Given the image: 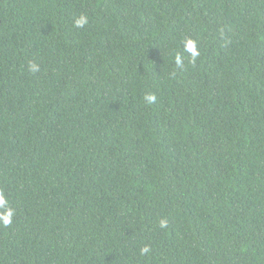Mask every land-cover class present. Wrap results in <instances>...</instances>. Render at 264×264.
<instances>
[{
	"label": "trees",
	"instance_id": "1",
	"mask_svg": "<svg viewBox=\"0 0 264 264\" xmlns=\"http://www.w3.org/2000/svg\"><path fill=\"white\" fill-rule=\"evenodd\" d=\"M0 194V264H264V0H0Z\"/></svg>",
	"mask_w": 264,
	"mask_h": 264
},
{
	"label": "clouds",
	"instance_id": "2",
	"mask_svg": "<svg viewBox=\"0 0 264 264\" xmlns=\"http://www.w3.org/2000/svg\"><path fill=\"white\" fill-rule=\"evenodd\" d=\"M87 18L85 16H80L78 19L75 20V27L80 28L83 27L85 24H87ZM186 50L189 52H193L195 54V45L194 42L192 41H188L186 44ZM177 64H180V59L179 57H177L176 60ZM29 71L32 73H35L37 71H39V67L37 64L35 63H30L29 64ZM156 97L155 95H148L145 97V100L147 101L148 104H151L155 101ZM7 201L5 200V198L3 197L2 194H0V206H4L6 205ZM12 215L13 212L12 210H7L5 214L0 215V221H2V223L5 226H8L11 224L12 220ZM167 226V221L166 220H161L160 221V227L164 228ZM149 252V248L147 246H145L144 248L141 249V255H144L145 253Z\"/></svg>",
	"mask_w": 264,
	"mask_h": 264
}]
</instances>
